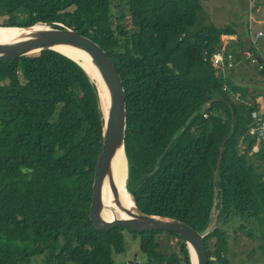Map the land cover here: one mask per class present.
<instances>
[{
	"label": "trees",
	"instance_id": "trees-1",
	"mask_svg": "<svg viewBox=\"0 0 264 264\" xmlns=\"http://www.w3.org/2000/svg\"><path fill=\"white\" fill-rule=\"evenodd\" d=\"M0 10V26H67L107 52L126 93L134 203L198 233L216 209L203 239L208 264H232L229 215L264 216V146L250 154L253 107L213 65L217 53L228 63L220 49L232 29L203 23L199 0H0ZM261 37L249 32L252 55ZM98 90L91 70L54 50L0 62V264L37 256L41 264H113V253L125 252L129 229L100 232L88 217L104 125ZM129 232L144 263L191 264L175 233ZM160 233L177 239L178 252L161 250ZM263 239L264 231L262 252Z\"/></svg>",
	"mask_w": 264,
	"mask_h": 264
},
{
	"label": "water",
	"instance_id": "water-1",
	"mask_svg": "<svg viewBox=\"0 0 264 264\" xmlns=\"http://www.w3.org/2000/svg\"><path fill=\"white\" fill-rule=\"evenodd\" d=\"M35 26L36 25L29 26V28L2 26V28L28 31L35 28ZM61 49H75L88 54L93 60V66L99 71L104 86L109 93L108 108H103L101 100L104 125L102 142L96 157L93 173L92 196L88 214L89 220L94 229L100 232H105L115 226H120L136 233L152 231L175 233L185 241L189 251L191 264L192 256L190 248H192L195 254V264H208V261L213 259V257L208 256L204 247L203 239L211 230H213V228H215L218 221L217 215L215 222L211 223L207 228V231L203 233H198L186 223L171 217L145 214L135 203L133 209H126L128 215L126 219L116 218L108 222L101 219L103 204L101 190L105 174L116 151L122 147L125 150V137L127 130V102L125 88L122 76H120L112 59L97 42L82 34H78L72 29L67 28V26H63V28H52V26L45 25V28L39 30L36 34L31 33L12 41L0 43V62L12 61L22 56L36 54L46 50H54L76 62L78 65H81L83 68H86V65L81 62L83 61L82 58L78 56H70L61 51ZM234 128L235 124L233 126V129ZM222 154L223 150L220 155L216 178H218ZM129 264L133 263L130 261ZM134 264H138V262H135Z\"/></svg>",
	"mask_w": 264,
	"mask_h": 264
},
{
	"label": "rangeland",
	"instance_id": "rangeland-1",
	"mask_svg": "<svg viewBox=\"0 0 264 264\" xmlns=\"http://www.w3.org/2000/svg\"><path fill=\"white\" fill-rule=\"evenodd\" d=\"M199 1H201L202 4V12H200L199 15L202 16L203 23L211 22V23H215L218 26H221V28L225 26V28L227 29H234L236 26L237 18H241L247 28L249 24V7L252 12L251 16L254 17L255 19L256 18L259 19L258 16L257 17L255 16L256 12L258 11L256 6L257 0H199ZM259 4L262 5V7L264 8L263 2ZM2 13L3 11L0 10V20L2 19V17L5 16ZM262 13H264V11ZM241 28L244 29V26H241ZM258 30L264 31V25L261 22H254L253 31L256 32ZM263 43H264V38H263V42H261V46H263ZM127 168H128V163H127ZM126 186H127V181H126ZM215 218H216V214L214 219H211V222L215 221ZM238 220H239V216H234V214L232 213L228 217V223L226 225H223L224 229L229 234L228 236L229 245L233 249L229 254L230 261L232 262V264H264V254H263L264 252L258 250V246L261 245V244L258 245V242L260 243V236L257 237V242L254 243L250 241V238H248L249 232L257 235L258 231H256V226L254 225L252 228L249 226L246 227V225H244L245 226L244 229L240 230L237 224ZM219 225H222L221 220L219 222ZM263 230L259 229V231H263ZM124 235L126 238L125 240L126 250L123 254L113 253L112 255L113 264H129L130 261L133 264L135 262H138V264H145L144 262L146 260V256L141 254L139 251L138 239L134 237L129 231H124ZM156 241L159 243L161 250L165 254L178 252V243L176 238L171 237L166 233H160L156 236ZM43 260H44L43 256H37L34 257L31 263L29 264H41ZM67 264H76V263L72 261H68Z\"/></svg>",
	"mask_w": 264,
	"mask_h": 264
},
{
	"label": "crops",
	"instance_id": "crops-1",
	"mask_svg": "<svg viewBox=\"0 0 264 264\" xmlns=\"http://www.w3.org/2000/svg\"><path fill=\"white\" fill-rule=\"evenodd\" d=\"M261 2L264 3V0L256 1L258 11L256 12L255 16H258L259 19H255L252 16L251 18L249 15V24L246 28L243 20L241 18H237L236 26L234 29H232L233 32L229 35L222 36V49H220V52L222 50L228 53V55L233 56L236 61L232 69H226L225 74L233 81L236 86L239 87L237 95L239 97L242 96V98L245 99V101L253 107V110L256 109L260 113L264 114V63L262 64V67L260 65V63L264 62V43L263 46H261V42H263L264 35L259 39V46L254 53L255 55H252L249 48L250 44H252L249 42L250 31H252L253 33L259 32L264 34L263 30H258L256 32L253 31L254 22H261L264 25V13H262L264 11V8L262 7V5L259 4ZM241 26H244V29H242ZM251 56H256L260 63H251ZM260 142L254 143L253 149L251 150L250 154L258 152V150L262 146H264V143ZM215 214L218 218L219 212H217L216 209L214 211V217ZM233 214L234 216H239L235 213ZM237 224L240 230L244 229V225H246V227L249 226L252 228L254 225L256 226V231H258L257 235L251 232L248 233V238H250V241L254 243L257 242V237L261 236L262 231H259V229H264V216L263 219H261L260 224L253 217L246 216L244 218L243 216H239Z\"/></svg>",
	"mask_w": 264,
	"mask_h": 264
},
{
	"label": "bare ground",
	"instance_id": "bare-ground-1",
	"mask_svg": "<svg viewBox=\"0 0 264 264\" xmlns=\"http://www.w3.org/2000/svg\"><path fill=\"white\" fill-rule=\"evenodd\" d=\"M45 25L38 24L32 30H20V29H4L0 28V43L5 41H12L20 37H24L29 34H36L39 30L44 29ZM61 51L67 53L70 56H78L83 59L81 61L86 68L92 71L93 76L97 80L98 88L102 100L103 108H108L109 104V93L104 86V82L99 71L93 66V60L91 57L83 51L75 49H61ZM127 153V152H126ZM125 150L119 148L114 156L112 157L101 190L102 195V212L101 219L108 222L116 218L128 217L126 209H133L134 202L132 197L126 188V181L128 176L127 158ZM192 264H195V254L190 248Z\"/></svg>",
	"mask_w": 264,
	"mask_h": 264
},
{
	"label": "built area",
	"instance_id": "built-area-1",
	"mask_svg": "<svg viewBox=\"0 0 264 264\" xmlns=\"http://www.w3.org/2000/svg\"><path fill=\"white\" fill-rule=\"evenodd\" d=\"M257 34L260 37L263 36L262 33H257ZM253 44H255V43H253ZM229 57H230V59L227 60L228 63H224V62L222 63V61L224 59L223 55H221V53H217L216 55H214L213 65L217 69L218 74L225 73L226 69H232L234 67V63L232 61L233 57L231 55H229ZM253 57H252L251 63H253V64L260 63L256 56H253ZM263 63L264 62L260 63L261 67H262ZM251 115L253 117V123L249 127L248 133L251 136L255 137V139H256L255 143L260 142V141H264V114L260 113L256 109H254V110H252Z\"/></svg>",
	"mask_w": 264,
	"mask_h": 264
}]
</instances>
